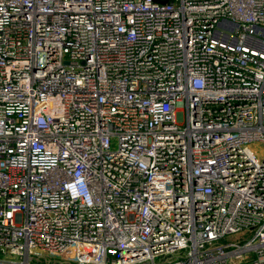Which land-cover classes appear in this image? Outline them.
Segmentation results:
<instances>
[{
	"label": "built area",
	"instance_id": "2783aa9c",
	"mask_svg": "<svg viewBox=\"0 0 264 264\" xmlns=\"http://www.w3.org/2000/svg\"><path fill=\"white\" fill-rule=\"evenodd\" d=\"M261 35L264 0H0V264H264Z\"/></svg>",
	"mask_w": 264,
	"mask_h": 264
},
{
	"label": "rangeland",
	"instance_id": "374dc122",
	"mask_svg": "<svg viewBox=\"0 0 264 264\" xmlns=\"http://www.w3.org/2000/svg\"><path fill=\"white\" fill-rule=\"evenodd\" d=\"M255 35H260L259 32L255 33ZM261 38L264 39V35H261L259 36ZM225 241H228V240H235L236 242H240V243H243L244 239L242 240L241 237L239 236V234H229V235H226L225 238H224Z\"/></svg>",
	"mask_w": 264,
	"mask_h": 264
},
{
	"label": "water",
	"instance_id": "95a60500",
	"mask_svg": "<svg viewBox=\"0 0 264 264\" xmlns=\"http://www.w3.org/2000/svg\"><path fill=\"white\" fill-rule=\"evenodd\" d=\"M157 1L165 2L166 0H157Z\"/></svg>",
	"mask_w": 264,
	"mask_h": 264
}]
</instances>
